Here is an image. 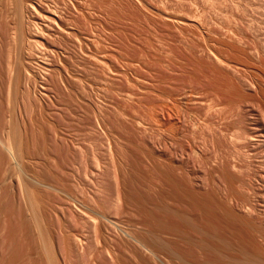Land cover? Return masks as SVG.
Listing matches in <instances>:
<instances>
[{
    "label": "rangeland",
    "instance_id": "rangeland-1",
    "mask_svg": "<svg viewBox=\"0 0 264 264\" xmlns=\"http://www.w3.org/2000/svg\"><path fill=\"white\" fill-rule=\"evenodd\" d=\"M6 1L0 264L264 257V0Z\"/></svg>",
    "mask_w": 264,
    "mask_h": 264
},
{
    "label": "bare ground",
    "instance_id": "bare-ground-1",
    "mask_svg": "<svg viewBox=\"0 0 264 264\" xmlns=\"http://www.w3.org/2000/svg\"><path fill=\"white\" fill-rule=\"evenodd\" d=\"M8 1H12V4H14V3H13L14 0H7L6 2L9 3ZM16 1H17V0H16ZM18 1H19L20 3H19V2L16 3V4H17V6H16V7H17V8H16V9H17L16 12L13 11V10H15V9H14L15 6L12 5V4L10 3V4L13 6V8L10 7L11 9H13V10H11V13L13 14V13L15 12V13H14V20H15V22L13 23L14 26H12L11 24H10V25H11V26L13 27V29H14V30L12 31V33H14V31H15V33H14L15 36H13V35H14V34H13V35H12V38H13V37H16V40H15V38H14V41H15V42H20V43H22V44H21L22 46H20V47H23V44H24L25 42L28 41V40L25 41V42L22 41V40H24V37H25V40H26L27 37H28V36L26 37V35H27L26 33H27V32H25V29H26V27H25L26 25H25V24H27V23H26V22L23 23V21H25L24 19L26 18V16H24V15H26V14H31V15H32V12H34V10H35V2H36V1H35V0H18ZM1 2H2V1H1ZM19 4H20V7L18 6ZM0 5H2V4L0 3ZM1 7H2V6H1ZM1 7H0V11H1V9H2ZM4 7H5V5L3 6V9H4ZM5 8H6V7H5ZM8 8H9V4H8ZM10 8H9V9H10ZM36 9H37V8H36ZM7 10H8V9H7ZM2 11H3V10H2ZM2 11H1V13L3 14ZM8 11H9V10H8ZM8 11H7V13H8ZM12 11H13V12H12ZM37 11H38V10H37ZM42 11H43V10H42ZM41 14H42V13H41ZM0 15H1V14H0ZM3 15H4V14H3ZM53 15H55V14L53 13ZM5 16H6V15H5ZM10 16H11V14H10ZM10 16H9V14H8V19H7V20H9V21H10V19L13 18V16H11V18L9 19ZM28 16H29V15H28ZM28 16H27V18H28ZM32 16H33V15H32ZM1 17H3V16H1ZM24 17H25V18H24ZM47 17L51 20V22L53 21L52 23L58 24V20H57L56 18H54V17H52V16L50 17V16H48V15H47ZM23 18H24V19H23ZM29 18H30V17H29ZM49 19H48V20H49ZM59 20H60V19H59ZM0 21H1V20H0ZM60 21H62V20H60ZM29 24H30V23H29ZM32 24H33V23H31L30 25H32ZM55 24H54V26H55ZM3 25H4V24H3ZM37 25H38V24H37ZM59 25H60V24H59ZM59 25H57V26L60 27ZM63 25H64V24H63ZM0 26H1V23H0ZM67 26H68V25H67ZM1 27H2V26H1ZM1 27H0V28H1ZM27 27H28V26H27ZM64 27H65V26H64ZM29 28H30V27H29ZM29 28H28V29H29ZM67 28H68V27H67ZM67 28H64L63 33L65 32L66 34H69V33L66 32V31H68ZM28 29H27V31H28ZM50 29H51V28H50ZM59 29H61V31H62L63 28L60 27ZM69 29H70V27H69ZM65 30H66V31H65ZM1 31H2V30H1ZM46 31H47V30H46ZM7 32H9V28L7 29ZM43 32H44V31H43ZM68 32H69V31H68ZM72 32H73V31H72ZM72 32H71V33H72ZM28 33H29V32H28ZM71 33H70V34H71ZM70 34H69V35H70ZM1 35H2V34H1ZM29 35H30V33H29ZM64 35H65V34H64ZM74 35H75V34H74ZM3 36H4V35H3ZM34 36H37V35H34ZM38 36H40V35H38ZM57 36H58V35H57ZM1 37H2V36H1ZM32 37H33V36H32ZM40 37H41V36H40ZM59 37H60V36H59ZM61 37H62V36H61ZM28 38H29V37H28ZM34 38H35V37H34ZM62 38H64V37H62ZM45 39H46V38H45ZM0 40L2 41L1 38H0ZM29 40L31 41V39H29ZM34 40H35V39H34ZM58 40H59V39H58ZM14 41H13V42H14ZM21 41H22V42H21ZM28 42H29V41H28ZM36 42H37V40H36ZM39 43H40V42H39ZM0 44H1V43H0ZM16 44H17V43H16ZM16 44H15V45H16ZM3 45H4V44H3ZM24 45H26V43H25ZM29 45H30V44H29ZM29 45H28V46H29ZM17 46H18V44H17L15 47H17ZM15 47H13V49H14ZM29 47H31V46H29ZM2 48H3V47H2ZM25 48H26V47H25ZM25 48H24V50H22V51L25 52ZM30 50H31V49H30ZM17 51H18V50H17ZM20 51H21V50L19 49V52H20ZM26 51H27V50H26ZM11 52H12V51H11ZM20 53L22 54V52H20ZM26 55H28V54H26ZM8 56H9V55H8ZM24 56H25V55H24ZM11 58H12V57H11ZM20 58H21V57H20ZM29 59H30V58H29ZM10 61H11V60H10ZM11 62H12V61H11ZM22 63H23V62H22ZM22 63H21V65H22ZM11 65H14V64H11ZM11 65H10V66H11ZM17 65H18V64H17ZM15 66H16V64L14 65V67H15ZM18 66H19V65H18ZM18 66H17V67H18ZM24 66H25V65H24ZM263 66H264V65H263ZM19 67H20V66H19ZM8 68H9V66H8ZM21 68H22V66H21ZM251 68H252V67H251ZM10 69H11V68H10ZM12 69H13V68H12ZM18 69H19V68H18ZM24 69H25V67H24ZM25 70H26V69H25ZM19 71H20V70H19ZM14 72H15V71H14ZM27 72H28V71H27ZM11 73H12V71L10 72V74H11ZM18 74L20 75L19 72H18ZM25 74L27 75L26 72H25ZM28 74H30V73H28ZM13 75H14V74H12V76H13ZM16 76H17V75H16ZM26 77H27V76H26ZM9 78H10V76H9ZM21 78H22V77H21ZM28 79H29V78H28ZM30 79H31V78H30ZM11 80H14V79L12 78ZM16 80H18V79L16 78ZM19 81H20V80H19ZM11 83H13V82H11ZM15 83H16V82H15ZM11 85H13V84H11ZM19 89H20V88H19ZM10 90H11V89H10ZM17 91H18V90H17ZM9 93H10V92H9ZM8 100H9V99H8ZM11 110H14V109H11ZM240 136H241V135H240ZM245 137H246V136H245ZM251 138H252V137H251ZM251 138H249V139H251ZM236 140H237V139H236ZM252 140H254V139H252ZM252 140H251V141H252ZM255 141H256V140H255ZM14 142H15V141H14ZM15 143H16V142H15ZM245 144H246V143H245ZM10 146H11V145H10ZM242 147H243V146H242ZM238 149H239V148H238ZM242 154H243V153H242ZM240 160H241V159H240ZM9 167H10V166H9ZM9 167H8V168H9ZM11 169H12V167H11ZM11 169H9V170H11ZM236 171H237V170H236ZM2 172H3V171H2ZM2 172H1V174H2ZM7 172H9L8 175L11 176V173H12V172H11V171H8V170H7ZM10 172H11V173H10ZM5 175H7V173H5ZM8 175H7V177H8ZM228 176H229V175H228ZM3 177H6V176H3ZM8 178H9V177H8ZM8 178H7V179L5 178V179L8 180ZM10 178H11V177H10ZM225 178H226V177H225ZM230 179H231V178H230ZM255 179H256V178H255ZM9 180H10V179H9ZM226 180H227V179H226ZM3 181H4V178L0 180V191L3 189V187H2V185H3ZM250 181H251V180H250ZM9 182H10V181H9ZM6 183H8V181H7ZM4 184H5V183H4ZM4 187H5V188H6V187L8 188V186H7L6 184H5ZM251 187H252V186H251ZM7 188H6L5 190H2L3 193H5L4 191H6ZM13 189H14V188H13ZM2 191H1V192H2ZM36 192H37V191H36ZM3 193L1 194V196L3 195ZM7 193H8V192H7ZM37 194H38V193H37ZM39 194H40V193H39ZM16 195H17V194H15V196H16ZM25 195H26V194H25ZM28 195H29V194H28ZM1 196H0V197H1ZM12 196H13V195H12ZM24 197H25V196H24ZM28 197H30V196H28ZM34 197H35V194H34ZM32 198H33V197H32ZM0 199H1V198H0ZM8 199H9V196H8ZM26 199H27V198H25V200H26ZM28 199H30V198H28ZM2 200H3V199H2ZM12 200H13V199H12ZM32 200H33V199H32ZM0 201H1V200H0ZM6 201H7V200H6ZM6 201H5V202H6ZM5 202L3 201V204H5ZM7 202H9V201H7ZM27 202H28V201H27ZM27 202H26V203H27ZM30 202H31V199H30ZM15 203H17V202L15 201ZM19 203H20V202H19ZM21 203H22V202H21ZM26 203H25V204H26ZM31 203H32V202H31ZM31 203H30V204H31ZM3 204H2V205H3ZM9 204H10V203H9ZM28 204H29V203H28ZM18 205H20V204H18ZM262 205H263V204H262ZM20 206H21V205H20ZM26 206H27V205H26ZM0 207H1V205H0ZM21 207H22V206H21ZM31 207H32V204H31ZM2 208H3V206H2ZM17 208H18V207H17ZM19 208H20V207H19ZM0 209H1V208H0ZM10 209H11V208H10ZM14 209H15V208H14ZM26 209H27V208H26ZM32 209H33V207H32ZM6 210H7V208H6ZM19 210H21V208H20ZM19 210H18V211H19ZM22 210H23V209H22ZM41 210H42V209H41ZM14 211H15V210H14ZM7 212H8V211H6L5 214H8ZM21 212H22V211H21ZM28 212L31 213V212H30V208H29V211H28ZM32 213H34V211H33ZM40 213H41V212H40ZM9 214H11V211H10ZM1 215H3V214H1ZM5 216H6V215H5ZM5 216L1 217V219H2V218H5ZM28 216H29V215H28ZM30 216H31V215H30ZM42 216H43V215H42ZM21 217H23V216L21 215ZM31 217H32V216H31ZM35 217H36V216H35ZM26 218H28V217H26ZM26 218H25V219H26ZM36 218H37V217H36ZM38 218H39V217H38ZM7 219H8V217H7ZM7 219H6V220H7ZM19 219H21V218H19ZM25 219H24V220H25ZM33 220H34V219H33ZM43 220H44V219H43ZM20 221H21V220H20ZM26 221H27V220H26ZM28 221H30V220H28ZM37 221H38V224L41 223L39 220H37ZM37 221H36V222H37ZM47 221H48V220H47ZM0 222H1V220H0ZM5 222H6V221H5ZM7 222H8V221H7ZM14 222H15V221H14ZM11 223H12V222H11ZM17 223H18V222H17ZM23 223H24V221H23ZM42 223H44V222L42 221ZM0 224H1V223H0ZM18 224H19V223H18ZM24 224H25V223H24ZM24 224H23V225H24ZM29 224H30V223H29ZM38 224H37V225H38ZM5 225H6L5 227H7V223H6ZM34 225H35V223H34ZM248 225H249V224H248ZM3 226H4V225H3ZM38 226H39V225H38ZM40 226H41V228H42V225H40ZM40 226H39V227H40ZM43 226L45 227L46 225H43ZM208 226H209V225H208ZM213 226H214V225H213ZM249 226H250V225H249ZM15 227H17V224L15 225ZM36 227H37V226H36ZM215 227H216V226H215ZM24 228H25V227H24ZM24 228H23V229H24ZM37 228H38V227H37ZM37 228H36V230H38ZM45 228H46V227H45ZM1 229H2V227H1ZM3 230H4V229H3ZM6 230H7V229H5V231H6ZM14 230H15V229H14ZM26 230H27V229H26ZM42 230H43V229H42ZM42 230H40V236H41V238H42V240H43V242H44L45 240H44L43 235H42V233H41ZM45 230H47V229H44V231H43L44 233H46ZM198 230H199V229H198ZM1 231H2V230H1ZM8 231H9V230H8ZM8 231H7V232H8ZM258 231H259V230H258ZM7 232H6V233H7ZM32 232H33V231H32ZM214 232H215V231H214ZM0 233H1V232H0ZM37 233H38V232H37ZM47 233H48V232H47ZM211 233H212V232H211ZM15 234H16V232H15ZM21 234H22V231H21ZM29 234H30V233H29ZM35 234H36V233H35ZM38 234H39V233H38ZM206 234H207V233H206ZM260 234H261V233H260ZM2 235H3V237L5 236L4 232H3ZM2 235H1V236H2ZM19 235H20V233H19ZM19 235H17V236H19ZM31 235H32V234H31ZM31 235H30V236H31ZM47 235H49V234H47ZM208 235H209V234H208ZM8 236H9V235H8ZM12 236H14V235H12ZM23 236H24V235L22 234V238H23ZM30 236H28V237H30ZM34 236H35V235H34ZM40 236H39V238H40ZM44 236H45V235H44ZM209 236H210V235H209ZM213 236H214V235H213ZM46 237H47V236H45V239H47ZM50 237H51V236H50ZM210 237H211V236H210ZM251 237H252V236H251ZM262 237H263V235H262ZM1 238H2V237H1ZM16 238H18V237H16ZM216 238H217V237H216ZM5 239H6V238H5ZM10 239H11V238H10ZM25 239L28 240L27 237H26ZM48 239H49V241H50L49 236H48ZM207 239H208V238H207ZM211 239H212V238H211ZM0 240H1V239H0ZM2 240H3L2 242H4V238H3ZM8 240H9V239H8ZM12 240H13V239H12ZM21 240H22V239H21ZM29 240H30V239H29ZM29 240H28V241H29ZM39 240H40V239H39ZM213 240H214V239H213ZM13 241H14V240H13ZM17 241L19 242V240H17ZM204 241H205V240H204ZM204 241H203V242H204ZM215 241H216V240H215ZM2 242H1V243H2ZM18 242H16L15 245H17ZM29 242H30V241H29ZM29 242H28V243H29ZM34 242H35V241H34ZM40 242H41V241H40ZM45 242L47 243V241H45ZM45 242H44V243H45ZM51 242H52V241H51ZM30 243H31V242H30ZM46 243H45V244H46ZM49 243H50V242H49ZM204 243L206 244V241H205ZM13 244H14V242H13ZM23 244H24V243H23ZM26 244H27V243H26ZM35 244H36V243H35ZM41 244H42V243H41ZM45 244L43 245V248H42L43 250H40V251H42V255H41V256L44 258V261H46V259H47V258H46V255H48V252H49V250H48L49 248H48V247L50 246L48 243H47V246H45ZM50 244H51V243H50ZM53 244H54V243H53ZM53 244H51V245H53ZM3 245H4V243H3ZM6 245H7V244H6ZM6 245H5V246H6ZM10 245L12 246V244H10ZM33 245H34V243H33ZM48 245H49V246H48ZM198 245H199V244H198ZM215 245H216V244H215ZM5 246H4V247H5ZM18 246H19V244H18ZM21 246H22V245H21ZM23 246H24V245H23ZM23 246H22V247H23ZM226 246H227V245H226ZM0 247H1V246H0ZM4 247H1V248H2L1 250H3ZM22 247H21V248H22ZM29 247H31V246H29ZM32 247H33V246H32ZM203 247H204V246H203ZM211 247H212V246H211ZM39 248H40V247H39ZM46 248H48V249H46ZM215 248H216V247H215ZM221 248H222V247H221ZM13 249H15V248H13ZM22 249H23V248H22ZM37 249H38V248H37ZM6 250H7V249H6ZM9 250H10V249H9ZM19 250H21V249L19 248ZM29 250H30L29 252L31 253V249H30V248H29ZM203 250H204V249H203ZM12 251H13V250H12ZM12 251H11V252L9 251V252L12 253ZM22 251H23V250H22ZM50 251H51V250H50ZM54 251H55V250H54ZM1 252L3 253L4 251H1ZM14 252H15V250H14ZM18 252H20V251H18ZM55 252H56V251H55ZM217 252H218V250H217ZM243 252H244V256H243V255H242V256H243L244 258L242 257L243 259H241V260L239 259L238 261L236 260L237 262L234 263V264H264V257L261 256L262 254H260L259 252H258V253H255V254L253 253L254 255H251V254H250L251 256H249V257L245 254V253H246L245 251H243ZM243 252H242V253H243ZM7 253H8V252H7ZM32 253H34V252L32 251ZM38 253H39V251H38ZM50 254H51V253H50ZM53 254L55 255V253H53ZM247 254H248V253H247ZM7 255H8V254H7ZM10 255H12V254H10ZM10 255H9V256H10ZM18 255H20V254L17 253V255H15V256L18 257ZM27 255H28V254H27ZM38 255H39V254H37V256H38ZM56 255H57V253H56ZM56 255H55V256H56ZM245 255H246V258H245ZM263 255H264V254H263ZM20 256H21V255H20ZM24 256H25V255H24ZM24 256H23V257H24ZM37 256H36V257H37ZM39 256H40V255H39ZM48 256H49V255H48ZM50 256H51V255H50ZM55 256H54V257H55ZM1 257H3V254H2V256L0 255V258H1ZM27 257H29V256H27ZM27 257H26L25 259H27ZM32 257H33V256H32ZM36 257L34 256V259H35ZM51 257H52V256H51ZM51 257H50V258H51ZM4 258H5V257H4ZM8 258H10V257H8ZM8 258H7V259H8ZM11 258H12V257H11ZM11 258H10V259H11ZM37 258H38V257H37ZM48 258H49V257H48ZM50 258H49V260H55V258H54V259H53V258L50 259ZM30 259H31V258H30ZM40 259H41V258H40ZM1 260H2V258H1ZM32 260H33V259H32ZM58 260H60V258H59ZM8 261H9V260H8ZM14 261H15V257H14ZM16 261H17V260H16ZM19 261H20V260H19ZM24 261H25V260H24ZM30 261H31V260H30ZM42 261H43V260L41 259V262H42ZM56 261H57V260H56ZM56 261H55V262H56ZM31 262H32V261H31ZM31 262H28V263L32 264ZM34 262L36 263V261H34ZM39 262H40V261H39ZM39 262H38V263H39ZM50 262H51V261H50ZM52 262L54 263V261H52ZM14 263H15V262H14ZM48 263H49V262H48ZM53 263H51V264H53ZM58 263H60V262H58ZM58 263H57V264H58ZM7 264H9V263H7ZM18 264H20V263H18ZM44 264H45V262H44ZM55 264H56V263H55Z\"/></svg>",
    "mask_w": 264,
    "mask_h": 264
}]
</instances>
